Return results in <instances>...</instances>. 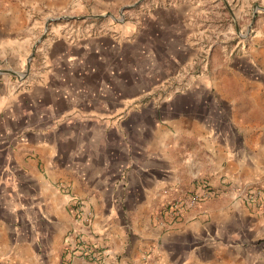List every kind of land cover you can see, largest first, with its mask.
Returning <instances> with one entry per match:
<instances>
[{"label": "crops", "instance_id": "crops-1", "mask_svg": "<svg viewBox=\"0 0 264 264\" xmlns=\"http://www.w3.org/2000/svg\"><path fill=\"white\" fill-rule=\"evenodd\" d=\"M28 1L0 0V16ZM90 1L87 35L49 40L42 82L0 102V264H60L76 199L108 255L68 264H264V206L237 195L264 184V25L256 42L234 37L238 3L264 0H182L112 24L97 21L108 0ZM32 59L9 63L29 79ZM202 178L219 193L168 219Z\"/></svg>", "mask_w": 264, "mask_h": 264}, {"label": "rangeland", "instance_id": "rangeland-1", "mask_svg": "<svg viewBox=\"0 0 264 264\" xmlns=\"http://www.w3.org/2000/svg\"><path fill=\"white\" fill-rule=\"evenodd\" d=\"M182 0H108L104 4H97V13L102 17L97 19L98 22L105 21L106 23L119 22L122 17L126 19L128 15L142 11H150L157 7L168 4H175ZM56 6L54 2L44 0L37 4V0L28 1L27 13L23 11H16L15 16L6 19L0 16V24L7 22L9 27L4 32H0V45L5 42L3 46L8 55L0 54V95L4 97L2 101H9L13 95H17L23 91H29L40 82H42L41 72L47 45L56 37H85L91 22L89 15L91 11L90 0H65L60 1ZM238 3L237 12L238 30L234 35L235 40L240 44H247L256 42L258 38L255 37L256 25H264V3H254L250 7L246 3V13H243L242 5ZM253 10V23H251ZM94 10V8H93ZM216 14H211L209 22L216 18ZM224 18H228L229 14L223 10ZM247 31V32H246ZM2 51V49L0 48ZM27 56L32 58L34 69L37 74L32 78L27 79V75L23 74V65L19 68L12 67L9 61L19 60L25 62ZM16 65V64H15ZM14 66V65H13ZM4 79V80H3ZM72 207L74 206L72 200ZM71 207V213L72 212ZM73 216V214H72ZM75 222V221H74ZM76 225V224H75ZM75 227V226H74ZM69 234V233H68ZM67 234V235H68ZM66 235V237H67ZM66 244L64 245L63 251ZM62 251V255L64 254ZM81 258V257H78ZM86 261H91L86 258H81ZM99 261V260H94ZM60 264L64 263L61 259Z\"/></svg>", "mask_w": 264, "mask_h": 264}, {"label": "built area", "instance_id": "built-area-1", "mask_svg": "<svg viewBox=\"0 0 264 264\" xmlns=\"http://www.w3.org/2000/svg\"><path fill=\"white\" fill-rule=\"evenodd\" d=\"M217 191L207 179H199L195 187L181 195L174 197L164 204L163 212L170 220H177L190 208L196 207L201 202L217 195ZM237 195L246 204L262 208L264 206V184H250L238 189ZM72 207L75 227L67 235L65 249L63 251L64 263H69L73 258L81 257L88 260H102L108 255L105 247H102L93 237L90 230V213L85 211L81 200H73Z\"/></svg>", "mask_w": 264, "mask_h": 264}]
</instances>
